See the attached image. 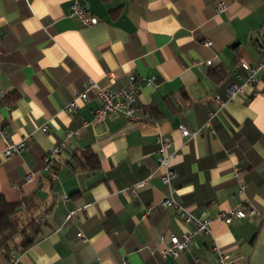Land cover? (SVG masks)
<instances>
[{
	"label": "crops",
	"instance_id": "1",
	"mask_svg": "<svg viewBox=\"0 0 264 264\" xmlns=\"http://www.w3.org/2000/svg\"><path fill=\"white\" fill-rule=\"evenodd\" d=\"M74 1L0 0V124L13 142L29 137L23 153L0 161V195L20 203L24 218L42 220V236L9 257L18 264H214L216 245L229 264H264V71L258 95L245 87L210 116L215 98L244 75L240 63L264 56V0H78L97 20L92 25L69 15ZM219 3L225 10L218 13ZM129 75L139 88L138 121L115 116L85 125L98 105L93 91L75 113L64 111L87 79L119 90ZM151 77L154 86L145 84ZM179 126L202 130L182 137ZM159 137L173 155L169 188L157 170ZM60 143L55 166L46 167ZM84 151L97 169L71 160ZM141 181L132 197L129 188ZM170 193L195 217L212 220L211 234L194 236L175 258L161 255L159 236L167 245L190 226L162 206ZM244 199L258 217L217 219ZM9 257L0 254V264Z\"/></svg>",
	"mask_w": 264,
	"mask_h": 264
},
{
	"label": "built area",
	"instance_id": "2",
	"mask_svg": "<svg viewBox=\"0 0 264 264\" xmlns=\"http://www.w3.org/2000/svg\"><path fill=\"white\" fill-rule=\"evenodd\" d=\"M225 10V5L219 3L217 5L216 11L222 12ZM69 15L79 19L84 25L96 24L97 20L91 17L86 9L82 8L78 3V0L74 1L70 6ZM205 46H210L211 41H205L203 43ZM211 61H206V65H210ZM240 68L242 69L244 75L236 74L237 83H231L225 90V97L219 98L216 97L214 102L216 110L210 116L213 117L218 111H221L224 106L231 102L235 97L244 94V88L248 87L251 89L250 96H256L259 94L258 90L255 89V84L257 81V75L259 72L264 71V56L257 62L252 64L240 63ZM105 77L110 78V73H105ZM145 84L154 86L155 78L151 77L145 81ZM94 92L98 105L95 108L92 120L86 122L85 125L90 124V122H101L111 117H122L128 121H138V110L135 107V102L138 97L139 88L137 84V79L134 75H129L125 85L119 90H111L100 87L95 81L87 79L85 88L82 92L78 93L64 108V111L67 113H75L78 109V101H87L88 94ZM4 94L0 91V97H3ZM43 130H46V126L42 127ZM179 133L182 137L192 138L198 135L202 129L198 130H189L183 126H179ZM76 132H67V137H70ZM0 139L3 141V148L0 150V161H6L14 156L20 155L26 149V144L29 140V137H25L18 142H13L9 139V136L0 124ZM159 145V162L157 170H161L160 181L166 187H170L172 179L175 177V172L172 170L170 161L173 155L166 152L168 141L162 137L158 138ZM64 147L63 143L58 144L53 147L45 157L46 167L54 166L56 163V156L61 153ZM30 175L26 177L28 180ZM146 184V181H141L135 183L129 188V193L132 197H137L138 191ZM245 189V184L240 183L236 189L237 194H243ZM63 199L66 200L67 196L63 195ZM162 206L165 208H174L179 211V217L184 225H189L190 229L183 232L181 235H171L167 245L163 243V235L159 236L160 244L164 247L160 250V253L163 257H172L175 258L181 252L185 251L193 241L194 236L198 234L210 235V224L212 220L210 218L195 217L192 215L186 207L179 205L171 196L165 198L161 202ZM83 210V208H77L70 210L66 213L65 224H67L74 215H77ZM244 216L249 217H258L259 213L252 207L247 206V201L244 199L242 205L235 207L232 210L227 212H219L217 219L222 220L224 223L228 224L231 220L235 218H243ZM77 237L82 241H85V237L82 233H78ZM212 252L215 255L214 264H229L228 257L216 246L212 247ZM19 258L17 256H11L8 259V264H18ZM98 264V263H95ZM196 264H205L202 262L196 261Z\"/></svg>",
	"mask_w": 264,
	"mask_h": 264
},
{
	"label": "trees",
	"instance_id": "3",
	"mask_svg": "<svg viewBox=\"0 0 264 264\" xmlns=\"http://www.w3.org/2000/svg\"><path fill=\"white\" fill-rule=\"evenodd\" d=\"M217 72L221 74L220 70ZM214 74L217 75L216 73ZM218 77L220 78L221 76ZM71 160L73 162L76 160L84 167L89 165L90 170L98 168L97 160L88 151H84L80 155H73ZM20 212V203H9L0 195V254L6 258L12 252H19L29 248L42 236L40 228L42 220L37 217L24 218ZM18 235L22 237L20 243L11 245L14 238Z\"/></svg>",
	"mask_w": 264,
	"mask_h": 264
},
{
	"label": "rangeland",
	"instance_id": "4",
	"mask_svg": "<svg viewBox=\"0 0 264 264\" xmlns=\"http://www.w3.org/2000/svg\"><path fill=\"white\" fill-rule=\"evenodd\" d=\"M21 240H22V237L18 235L14 238L11 245L19 244Z\"/></svg>",
	"mask_w": 264,
	"mask_h": 264
}]
</instances>
